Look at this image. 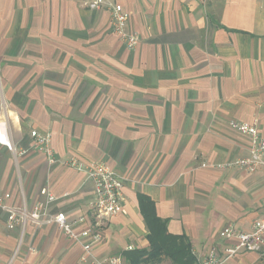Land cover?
Returning a JSON list of instances; mask_svg holds the SVG:
<instances>
[{"label": "crops", "instance_id": "obj_1", "mask_svg": "<svg viewBox=\"0 0 264 264\" xmlns=\"http://www.w3.org/2000/svg\"><path fill=\"white\" fill-rule=\"evenodd\" d=\"M83 0H0V191L7 204L49 211L77 231L94 227L85 174L61 165L76 156L106 161L123 178V211L102 221L97 256L149 249L153 230L139 195L154 204L166 236L182 237L191 255L226 245V225L248 229L264 216V171L222 164L248 154L249 138L229 120H256L264 136V0H116L140 35L126 47L106 10ZM2 107L4 108L2 111ZM49 132L54 156L29 150L30 130ZM79 243L54 225L7 226L0 208V264H88ZM170 257L162 255L159 264ZM197 264V261L192 263ZM222 264H264L241 251Z\"/></svg>", "mask_w": 264, "mask_h": 264}, {"label": "built area", "instance_id": "obj_2", "mask_svg": "<svg viewBox=\"0 0 264 264\" xmlns=\"http://www.w3.org/2000/svg\"><path fill=\"white\" fill-rule=\"evenodd\" d=\"M82 5L92 10L104 9L109 14V23L112 31L118 36L126 47L132 49L140 41V35L129 27V12L116 0H83ZM227 126L233 131L249 138L248 154L222 164V167L236 166L246 174L256 170L264 171V136L261 134L256 120L240 121L229 120ZM32 138L28 148L20 150L25 153L29 150L42 152L49 163L58 162L51 146L49 132L30 130ZM0 143L12 149L6 120H0ZM65 167L74 168L85 174L92 182L93 194L87 205L92 214L94 227L86 226L77 231L75 226L85 220L84 215H79L68 220L64 211H49L48 203L55 197L47 188L40 190L46 200L37 202L33 208H16L7 204L10 192L0 191V208L7 212V226L13 228L17 224L31 221L35 227L54 225L69 239L79 243L83 250L82 260L88 264H124L118 255L97 256L94 253L95 245L101 240L98 228L102 221L112 215L123 211L124 195L122 191L123 178L104 160L85 163L76 156H70L59 161ZM264 179V177H263ZM220 238L235 239L234 244L226 245L224 255H219L216 246H210L207 251L198 257L197 264H222L241 251H254L264 254V216L254 219L248 229L236 228L229 224L218 232Z\"/></svg>", "mask_w": 264, "mask_h": 264}, {"label": "trees", "instance_id": "obj_3", "mask_svg": "<svg viewBox=\"0 0 264 264\" xmlns=\"http://www.w3.org/2000/svg\"><path fill=\"white\" fill-rule=\"evenodd\" d=\"M141 212L153 230L150 237L149 249H140L132 252L128 264H141L142 262H157L162 255L171 258L174 264H192L196 262V257L191 255L187 249V244L182 237L166 236L163 234L164 228L160 219L155 215L154 204L146 195L138 197Z\"/></svg>", "mask_w": 264, "mask_h": 264}, {"label": "rangeland", "instance_id": "obj_4", "mask_svg": "<svg viewBox=\"0 0 264 264\" xmlns=\"http://www.w3.org/2000/svg\"><path fill=\"white\" fill-rule=\"evenodd\" d=\"M3 107H2V111H3ZM24 207V206H23ZM23 207H21V208H23ZM28 209V208H27ZM159 264H174L173 262L171 263V262H169L167 259H166V261H162V262H160Z\"/></svg>", "mask_w": 264, "mask_h": 264}]
</instances>
